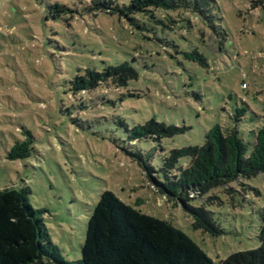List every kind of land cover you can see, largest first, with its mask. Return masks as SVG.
<instances>
[{
    "label": "rangeland",
    "instance_id": "374dc122",
    "mask_svg": "<svg viewBox=\"0 0 264 264\" xmlns=\"http://www.w3.org/2000/svg\"><path fill=\"white\" fill-rule=\"evenodd\" d=\"M257 1L214 0L210 21L175 13L170 16L177 23L165 20L166 28L153 19L134 26L87 10L93 0H0V189H30L29 201L43 212L66 261L82 259L89 219L105 191L170 222L215 264L259 248L264 176L190 202L213 214L222 231L213 236L195 230L181 203L159 193L133 156L159 169L170 151L202 146L214 126L235 125L238 109L246 110L238 129L251 154V131L264 126V9L254 6ZM55 5L67 10L51 13ZM195 51L206 66L186 58ZM125 62L139 79L88 94V122L73 123L71 86L80 69ZM99 102L105 104L101 111ZM153 118L188 130L162 141L129 139L127 130ZM27 131L34 141L31 156L8 159Z\"/></svg>",
    "mask_w": 264,
    "mask_h": 264
},
{
    "label": "trees",
    "instance_id": "16d2710c",
    "mask_svg": "<svg viewBox=\"0 0 264 264\" xmlns=\"http://www.w3.org/2000/svg\"><path fill=\"white\" fill-rule=\"evenodd\" d=\"M212 3L214 0H124L122 3L117 0H93L87 10L117 15L134 26L145 18L153 19L156 24L167 28L166 22L177 23L176 17H172L175 13L199 15L210 21L208 12ZM254 6L264 9V0H258ZM66 10L59 5L50 9L51 13H64ZM185 56L206 66L205 58L196 51ZM80 72L71 86L75 95L72 107L77 115L73 123L88 122V94L92 97V93L105 84L119 89L139 79L138 71L128 62L107 66L101 71L87 68L80 69ZM101 105L105 104L99 102L95 108L101 111ZM245 114V109H238L235 125L214 126L207 132L202 146L170 151L164 156L163 167L159 169L150 165L148 158L145 160L142 155H133L157 191L181 203L193 219L195 230L213 236L222 233L213 214L204 205L192 206L191 201L203 199L210 191L223 187L229 189V185L240 180L264 176V126L251 131L253 149L248 156V144L240 137L238 129ZM186 130L185 126L167 125L153 118L127 131L129 139L137 142L162 141L184 134ZM26 134V140L16 141L8 159L22 160L31 156L34 141L30 132ZM182 159L187 161L186 165H180ZM30 194L29 188L0 189V264H215L194 241L170 222L142 213L110 191L101 194L89 219L82 259L66 261L52 242L44 224L43 212L31 205ZM192 194L195 196L189 198ZM260 218L259 248L234 253L219 264H264V209Z\"/></svg>",
    "mask_w": 264,
    "mask_h": 264
},
{
    "label": "built area",
    "instance_id": "2783aa9c",
    "mask_svg": "<svg viewBox=\"0 0 264 264\" xmlns=\"http://www.w3.org/2000/svg\"><path fill=\"white\" fill-rule=\"evenodd\" d=\"M245 87H246V85L244 84V85H243V88H245Z\"/></svg>",
    "mask_w": 264,
    "mask_h": 264
}]
</instances>
